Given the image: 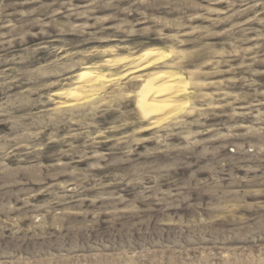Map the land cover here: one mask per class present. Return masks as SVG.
<instances>
[{"label":"rangeland","instance_id":"rangeland-1","mask_svg":"<svg viewBox=\"0 0 264 264\" xmlns=\"http://www.w3.org/2000/svg\"><path fill=\"white\" fill-rule=\"evenodd\" d=\"M0 264H264V0H0Z\"/></svg>","mask_w":264,"mask_h":264},{"label":"bare ground","instance_id":"bare-ground-1","mask_svg":"<svg viewBox=\"0 0 264 264\" xmlns=\"http://www.w3.org/2000/svg\"><path fill=\"white\" fill-rule=\"evenodd\" d=\"M155 54L156 53L153 51H147L144 53V56L145 57H151ZM81 77H82V81L84 82L85 85H87V86L92 85L93 86V84L97 81V79L100 76L97 74L84 73V75H82ZM156 80L157 79H155V78L147 80L139 92L138 104L141 107L142 113L145 117H149L153 112L156 113V111H158V110H165V109L169 110L171 108H174L175 106L176 107L181 106L180 103H177V101H174V100L173 101L172 100H170V101H156L153 99L151 100V98L149 97L150 94L153 92H156V94H158L159 91H161V90H163V91L168 90L170 92L172 91L171 92L172 94H176V93L179 94L180 93V90L178 89L180 86L179 84H173V85H167V86L164 85L163 87H161L162 85H155ZM77 94L78 93H76V92H72L70 95H71V97L74 96L76 98L78 96ZM77 98H79V97H77ZM77 100L79 101L80 99H77ZM170 111H173V110H170Z\"/></svg>","mask_w":264,"mask_h":264}]
</instances>
